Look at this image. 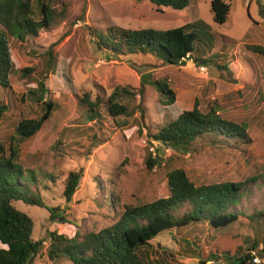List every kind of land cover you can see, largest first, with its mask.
Wrapping results in <instances>:
<instances>
[{
  "label": "rangeland",
  "instance_id": "obj_1",
  "mask_svg": "<svg viewBox=\"0 0 264 264\" xmlns=\"http://www.w3.org/2000/svg\"><path fill=\"white\" fill-rule=\"evenodd\" d=\"M54 1L58 13L64 16L57 25L29 38L24 46L10 38L12 90L0 87V100L9 106L0 124V144L5 145L7 154L10 144L17 143L18 122L41 115L40 108L27 97L21 101L22 95L43 82L48 91L45 101L56 105L42 130L22 144L20 160L24 167L36 172L38 180L45 173L58 177L55 186L46 182L48 188L44 189V184H35L30 170L25 171L31 188L47 208L59 207L69 222L82 230L100 231L116 223L124 205L138 201L152 203L167 195L165 167L171 158L198 185L241 182L264 173V58L246 50L248 44L264 47V14H261L264 0H228L232 11L223 25L213 20L211 0H194L184 11L158 10L149 2L135 0ZM197 21L202 22L197 27L202 36L200 47L205 52H195L193 59L219 55V64L228 70L195 60L196 64L190 61L185 66H170L151 58L110 55L99 49L93 36L95 31L105 33L112 27L165 31ZM214 40L213 49L209 50ZM50 52L55 57L53 63ZM20 61L32 67L25 78L20 73ZM149 73L153 75L152 81L166 82L173 90L174 105H162L155 87L147 85L142 98L138 96L135 100L145 113L137 112L128 125L118 127L104 109L102 127L85 122L79 98L87 94L91 101L99 98L105 102L118 87L137 92L143 76ZM196 102L202 111L215 104L224 120L246 124L250 142L238 145L232 142L228 146L199 143L190 152H184L150 139V133L154 135L176 119L181 110H192ZM94 135L102 144L90 139ZM149 154L158 164L152 171L146 166ZM80 169L83 178L68 203L63 196L64 181L71 172ZM110 201L115 208L110 207ZM15 206L33 220L34 241H42L54 231L73 238L78 231L72 224L51 222L47 209L22 202ZM253 206L264 209V189L243 202L244 209ZM256 231L258 239H264V223L245 222L238 237L252 240ZM212 232L207 223L164 232L150 242L156 253L152 254L154 260L162 264H199L198 259L188 256L193 253L189 242L207 241ZM35 264L52 263L42 257ZM61 264L68 262L64 260Z\"/></svg>",
  "mask_w": 264,
  "mask_h": 264
},
{
  "label": "trees",
  "instance_id": "obj_2",
  "mask_svg": "<svg viewBox=\"0 0 264 264\" xmlns=\"http://www.w3.org/2000/svg\"><path fill=\"white\" fill-rule=\"evenodd\" d=\"M135 1L149 2L157 6L158 10L174 11H184L194 3V0ZM211 11L214 22L223 25L232 7L228 0H211ZM62 14L58 13L54 0H0V87L12 90L10 38L24 46L29 38L38 37L40 31L57 25L58 20L64 18ZM261 14H264V10H261ZM198 25H202V22L165 31L112 27L105 33L95 31L93 36L99 49L110 55L132 59L151 58L158 64L170 66H185L187 63L183 59L189 55L193 62L195 60L197 63L228 70L227 66L219 64V55L193 59L195 52H205V48L200 47L202 36ZM214 43L215 40L209 47H204L211 50ZM246 50L264 58V47L261 45L248 44ZM49 54L51 63L55 62L52 52ZM31 72V65L20 61L22 77L25 78ZM152 76V73L143 76L137 92L123 87L116 88L105 102L99 98L91 101L87 94L79 98L78 105L83 110V119L86 123L102 127L105 122L104 109L118 127L128 125V121L137 112L140 111L141 115L145 113L135 100L143 96L147 85L155 87L162 98V105H174L176 96L173 90L166 82L152 81ZM47 94L45 83L41 82L38 88L29 89L26 95H22L21 101L24 102L27 97L34 106L40 108L41 115L37 119H22L18 122L15 127L17 143L10 144L8 154L5 145L0 144V264H35L42 257H46L52 264H61L64 260L68 264H162L154 260L153 255L156 253L152 251V240L164 232L204 223L212 229V236L201 243L189 242L188 246L193 249V253L188 256L198 259L199 264H254L252 251L264 258V239H258L257 231L252 240L250 237H238L243 223H264V209L259 206L248 209L243 207V202L249 201L256 192L263 191L264 173L241 182L198 185L184 169L176 167L175 160L171 158L165 167L167 195L152 203L138 201L137 204L124 205L116 223L100 231L82 230L78 225L70 223L59 207L47 208L31 188L25 171L30 170L35 184H44V189L48 188L46 182L55 186L58 177L53 173H45L38 180L36 172L24 167L20 161L22 144L35 137L56 110L55 104L45 101ZM218 109L213 104L202 111L199 102H196L192 110H181L176 119L160 127L154 135L150 133V139L161 146L184 152H190L199 143L228 146L232 142L236 145L250 142L247 125L224 120ZM8 110V104L0 100V124ZM119 118L124 120L119 122ZM90 139L102 144L97 135ZM59 145L62 143L59 142ZM156 165L157 160L149 154L147 169L152 171ZM83 174V169L71 172L64 181L63 196L66 202L74 198ZM19 202L47 209L51 222L60 221L76 226L78 231L75 237L67 238L54 231L48 233V238L34 241V222L16 208L15 204ZM110 202V207L115 208L114 203Z\"/></svg>",
  "mask_w": 264,
  "mask_h": 264
},
{
  "label": "built area",
  "instance_id": "obj_3",
  "mask_svg": "<svg viewBox=\"0 0 264 264\" xmlns=\"http://www.w3.org/2000/svg\"><path fill=\"white\" fill-rule=\"evenodd\" d=\"M187 60H190L189 55H187L186 58L183 59V61H185V62ZM261 249H263V247ZM252 256H253V263L254 264H264V258L262 259L261 257H259L255 251H252Z\"/></svg>",
  "mask_w": 264,
  "mask_h": 264
},
{
  "label": "clouds",
  "instance_id": "obj_4",
  "mask_svg": "<svg viewBox=\"0 0 264 264\" xmlns=\"http://www.w3.org/2000/svg\"><path fill=\"white\" fill-rule=\"evenodd\" d=\"M190 61H193L192 59H190L189 61L187 60L186 63L190 62ZM180 66V65H179Z\"/></svg>",
  "mask_w": 264,
  "mask_h": 264
}]
</instances>
